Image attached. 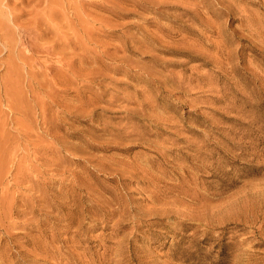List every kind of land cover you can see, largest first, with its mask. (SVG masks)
<instances>
[{
  "label": "rangeland",
  "instance_id": "obj_1",
  "mask_svg": "<svg viewBox=\"0 0 264 264\" xmlns=\"http://www.w3.org/2000/svg\"><path fill=\"white\" fill-rule=\"evenodd\" d=\"M0 13V264H264V0Z\"/></svg>",
  "mask_w": 264,
  "mask_h": 264
},
{
  "label": "bare ground",
  "instance_id": "obj_2",
  "mask_svg": "<svg viewBox=\"0 0 264 264\" xmlns=\"http://www.w3.org/2000/svg\"><path fill=\"white\" fill-rule=\"evenodd\" d=\"M0 14H1V13H0ZM0 16H1V15H0ZM1 17H2V16H1ZM2 18H3V17H2ZM0 25H1L2 28H5V23H4V21H1V20H0ZM3 30H4V29H3ZM5 32H6V30H5Z\"/></svg>",
  "mask_w": 264,
  "mask_h": 264
}]
</instances>
